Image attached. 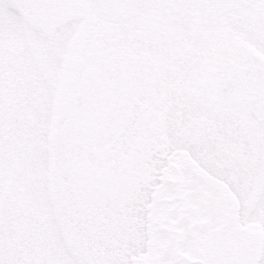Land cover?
Here are the masks:
<instances>
[{"label": "snow or ice", "instance_id": "obj_1", "mask_svg": "<svg viewBox=\"0 0 264 264\" xmlns=\"http://www.w3.org/2000/svg\"><path fill=\"white\" fill-rule=\"evenodd\" d=\"M0 264H264V0H0Z\"/></svg>", "mask_w": 264, "mask_h": 264}]
</instances>
